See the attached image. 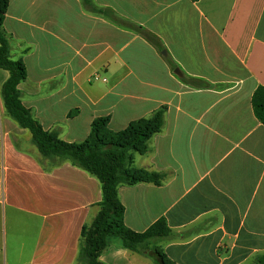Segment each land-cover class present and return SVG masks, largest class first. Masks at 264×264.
I'll list each match as a JSON object with an SVG mask.
<instances>
[{
  "label": "crops",
  "instance_id": "0c3cea01",
  "mask_svg": "<svg viewBox=\"0 0 264 264\" xmlns=\"http://www.w3.org/2000/svg\"><path fill=\"white\" fill-rule=\"evenodd\" d=\"M8 2L21 102L45 131L82 143L98 118L117 133L166 107L131 164L164 182L119 187L125 226L163 219L172 237L158 247L173 264L264 261V125L251 105L264 86V0ZM8 77L0 69V264H76L101 184L68 162L40 164L30 132L6 115ZM99 260L153 264L117 240Z\"/></svg>",
  "mask_w": 264,
  "mask_h": 264
},
{
  "label": "trees",
  "instance_id": "16d2710c",
  "mask_svg": "<svg viewBox=\"0 0 264 264\" xmlns=\"http://www.w3.org/2000/svg\"><path fill=\"white\" fill-rule=\"evenodd\" d=\"M8 5V0H0V69L9 74L1 88L6 115L20 128L30 132L35 156L46 170L68 162L101 184L102 200L96 205V214L82 227L76 264H104L99 260L100 255L113 240L119 241L128 252L148 258L153 264H173L158 247L160 242L172 237L166 222L160 219L142 233L129 230L124 224V207L118 197L120 186L163 184V174L143 168L134 169L131 164L132 154L149 153L151 139L163 129L166 107L159 108L147 118L131 122L117 133L108 129L109 117L98 118L82 143H66L55 132L45 131L21 102L18 86L26 80L27 74L24 63L12 59L10 38L3 28ZM86 5L95 10L88 3ZM121 24L139 31L134 26ZM251 105L254 116L264 125V86L255 89ZM254 264H264V261Z\"/></svg>",
  "mask_w": 264,
  "mask_h": 264
},
{
  "label": "water",
  "instance_id": "95a60500",
  "mask_svg": "<svg viewBox=\"0 0 264 264\" xmlns=\"http://www.w3.org/2000/svg\"><path fill=\"white\" fill-rule=\"evenodd\" d=\"M176 74V73H175Z\"/></svg>",
  "mask_w": 264,
  "mask_h": 264
}]
</instances>
